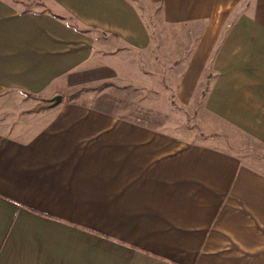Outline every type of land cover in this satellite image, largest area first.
<instances>
[{
  "label": "crops",
  "instance_id": "1",
  "mask_svg": "<svg viewBox=\"0 0 264 264\" xmlns=\"http://www.w3.org/2000/svg\"><path fill=\"white\" fill-rule=\"evenodd\" d=\"M140 1L0 0V264H264V0Z\"/></svg>",
  "mask_w": 264,
  "mask_h": 264
},
{
  "label": "rangeland",
  "instance_id": "2",
  "mask_svg": "<svg viewBox=\"0 0 264 264\" xmlns=\"http://www.w3.org/2000/svg\"><path fill=\"white\" fill-rule=\"evenodd\" d=\"M136 5L137 9L144 17L148 26H159L157 23L156 11L153 9H148L145 7L140 0H132ZM156 21V22H155ZM170 66V65H168ZM168 70L163 74H167ZM166 77V76H165ZM164 77V78H165ZM166 84V80L164 81ZM120 98L123 99L120 103L123 106L130 107L129 114L124 117H133L130 113L137 115H149L152 116L154 120L162 119L164 121H171L172 123H178L180 121L188 127L190 130L194 131L198 136H205V127H199L197 125V120L192 116L191 112L178 111V108L174 104L171 110L166 106V101L169 99V92H165L162 88L144 90V89H121L119 90ZM58 96L53 97L51 100H55ZM68 96H64V99ZM62 98V97H61ZM38 99V98H37ZM169 101V100H168ZM39 108L46 107L50 100L39 98ZM150 106V110H149ZM157 109V110H156ZM224 133L220 135H208V137H213L214 139L220 140L222 145L226 149L240 155L243 158L252 157L253 160L258 161L261 164H264V146L249 139L247 136L240 134L239 132L230 129L223 128ZM207 137V136H206ZM251 159H249L250 161ZM249 163V162H248ZM256 167V166H255ZM264 170V168H262ZM262 250H264V233L262 234ZM228 263L226 264H237L239 259L245 258L244 256H226ZM217 264H225V261L220 258V261ZM253 264V261L252 263Z\"/></svg>",
  "mask_w": 264,
  "mask_h": 264
},
{
  "label": "trees",
  "instance_id": "3",
  "mask_svg": "<svg viewBox=\"0 0 264 264\" xmlns=\"http://www.w3.org/2000/svg\"><path fill=\"white\" fill-rule=\"evenodd\" d=\"M57 98L60 99L57 103H56L55 100H50V103H49L46 107H43V108H39V107H37L35 110H36V111L43 110L44 108L51 107V106H53V105H56V104L60 103L61 100H62L61 96H58ZM172 107L176 108L174 105H172Z\"/></svg>",
  "mask_w": 264,
  "mask_h": 264
},
{
  "label": "water",
  "instance_id": "4",
  "mask_svg": "<svg viewBox=\"0 0 264 264\" xmlns=\"http://www.w3.org/2000/svg\"><path fill=\"white\" fill-rule=\"evenodd\" d=\"M59 100H60L59 98H56V99H55L56 103H57Z\"/></svg>",
  "mask_w": 264,
  "mask_h": 264
}]
</instances>
